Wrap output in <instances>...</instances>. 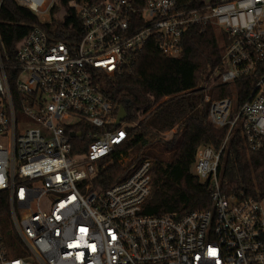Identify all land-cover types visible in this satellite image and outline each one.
<instances>
[{
	"label": "built area",
	"instance_id": "built-area-1",
	"mask_svg": "<svg viewBox=\"0 0 264 264\" xmlns=\"http://www.w3.org/2000/svg\"><path fill=\"white\" fill-rule=\"evenodd\" d=\"M14 1L43 25L57 6ZM68 8L84 29L74 46L35 25L10 63L0 34V195L14 232L0 223V264H264V195H228L221 185L222 153L238 130L248 151L264 143V0H71ZM62 13L59 6L57 17ZM210 27L222 49L211 78L233 88L231 97L206 96L212 124L228 133L219 151L200 147L193 166V175L212 183L214 210L143 215L152 193L150 160L123 182L94 190L101 162L136 127L116 126L119 108L104 96L100 73L122 74L151 40L162 55L178 58L190 29ZM7 69L20 74V112ZM19 114L30 119L22 132ZM82 122L97 130L86 137L66 132ZM77 139L91 142L75 149Z\"/></svg>",
	"mask_w": 264,
	"mask_h": 264
},
{
	"label": "trees",
	"instance_id": "trees-1",
	"mask_svg": "<svg viewBox=\"0 0 264 264\" xmlns=\"http://www.w3.org/2000/svg\"><path fill=\"white\" fill-rule=\"evenodd\" d=\"M70 1L57 0L51 23L43 25L31 11L19 7L14 0H5L0 13L4 62H16L21 44L35 25L45 29L55 42L64 41L72 46L79 43L84 29L77 12L68 8ZM59 6L63 13L57 17ZM219 40L211 27L204 31L193 28L186 33L183 52L178 58L165 57L151 40L122 74L107 77L100 73L104 96L119 109L124 107L128 113L124 122L136 127L129 129V137L118 151L101 162L94 190H108L129 178L147 160H153L152 193L143 206V215L184 216L214 210L212 183H202L193 175V166L200 147L219 151L228 133V128H216L212 124L210 103L205 101L207 95L219 100L233 94L230 86L204 87L205 83L209 86L213 82L211 76L221 59ZM7 75L16 111L20 112L26 101L16 87L20 74L7 69ZM74 130L86 137L97 129L83 122L66 127L67 133ZM166 133H173L170 140L162 138ZM90 142L77 139L72 143L75 149H81ZM130 154L134 156L132 162L122 165L121 155ZM221 164L224 193L247 198L264 195V143L259 151H248L246 138L238 130L224 149ZM0 223L13 235L5 195H0Z\"/></svg>",
	"mask_w": 264,
	"mask_h": 264
},
{
	"label": "rangeland",
	"instance_id": "rangeland-1",
	"mask_svg": "<svg viewBox=\"0 0 264 264\" xmlns=\"http://www.w3.org/2000/svg\"><path fill=\"white\" fill-rule=\"evenodd\" d=\"M63 17V16H62ZM213 81V82H212ZM212 83L208 86V84L205 83V86L204 87H212L214 85V80L212 78ZM203 87V86H202ZM19 132H22L24 130V128H29V125H30V119L25 116L24 114H19ZM172 134L173 133H166V134H162V138L164 140H170L172 138ZM166 157H169L168 154H165ZM134 156L132 154H130L129 156H123L121 159H120V162L122 163V165H128L129 163L132 162ZM151 161V160H150ZM153 161V160H152ZM154 162V161H153ZM152 162V163H153Z\"/></svg>",
	"mask_w": 264,
	"mask_h": 264
},
{
	"label": "water",
	"instance_id": "water-1",
	"mask_svg": "<svg viewBox=\"0 0 264 264\" xmlns=\"http://www.w3.org/2000/svg\"><path fill=\"white\" fill-rule=\"evenodd\" d=\"M128 117V113L126 111V109L124 107H121L119 109V114H118V119H117V122H116V126L118 127L125 119H127ZM81 133L79 134H76V133H72L71 136L74 138V137H81Z\"/></svg>",
	"mask_w": 264,
	"mask_h": 264
}]
</instances>
